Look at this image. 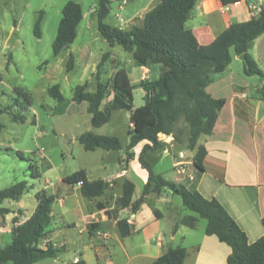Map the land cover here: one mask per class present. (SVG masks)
<instances>
[{
    "label": "crops",
    "instance_id": "crops-1",
    "mask_svg": "<svg viewBox=\"0 0 264 264\" xmlns=\"http://www.w3.org/2000/svg\"><path fill=\"white\" fill-rule=\"evenodd\" d=\"M126 1L128 3L130 0ZM251 1L239 0L225 4L223 0H199L187 26L192 28L201 44H209L232 23L247 21L253 17L249 6ZM159 2L150 1L145 13ZM88 13L87 15L84 11L83 20L91 18L95 21L96 11L91 10ZM255 14L259 12L255 11ZM135 15L137 13L133 16ZM144 15L139 16L142 22ZM135 18L132 25L142 24L135 21ZM88 25L90 28L89 23ZM250 54L264 70V34L256 38ZM113 57L118 64L126 67L132 84L136 86H140L144 78L155 79L160 75V65L137 66L132 54L125 56L123 62L119 61L113 52L110 62L112 60L114 62ZM232 57V62L237 59L243 61L236 53ZM232 62L225 72L216 74L208 87V91L214 97L224 98L226 103L219 114L213 133L203 135L199 140V143L204 144L208 150L204 162L205 170L200 172L192 163L190 171L195 173V179L193 181L180 179L175 166L178 152L186 150L187 146L176 141L173 136L165 134L161 135L166 143L165 148L148 151L146 159L151 163L155 173L165 179L191 189L195 188L207 198H218L248 233L250 240L255 241L264 236V117H260L257 108L254 112L251 110L253 105L259 103L256 99L251 103L243 101V98H247L246 78L241 73L234 72ZM155 73L158 75L153 77ZM262 79L261 87L264 86V78ZM261 87L258 88L263 90ZM112 99L113 94L103 105ZM85 121L88 123L84 124L83 129L73 140L79 141L81 134L93 131L101 135L118 136L123 147L117 151L104 148L89 151L99 154L98 174L94 175L87 165L81 168L87 170L89 179H104L109 182L104 194L91 199L82 194L81 184L65 180L70 176L67 171L63 168L56 169L48 160L41 159L40 184L34 189L35 197L42 189L56 196L52 224L42 245L53 243L63 251L56 257L44 259L37 264H69L79 260H85L87 264H102L106 260H111L115 264H153L169 247L177 246L188 249L184 264H228V256L232 249L216 235L206 233V219L205 225L199 227L198 223L196 228L180 223L184 216L197 214L193 211L183 213L181 204L177 202L175 204V197L178 194L167 187L162 189L152 187L147 195H143L149 180V172L142 166L139 156L149 142L144 140L138 143L132 149L134 157L128 158L130 130L133 127L131 120L129 127L124 130L125 138L117 132L118 124H112L113 120L99 127L94 126L92 120ZM166 156H170L171 171L169 168L157 171V166L161 165ZM193 156L194 151L191 158ZM127 179L135 183L136 191L133 204L122 207L119 200ZM9 200L11 203L8 206L1 207L7 208L8 211L5 214L0 212L2 228L0 248L12 240L15 216H18L20 221L26 220L38 204L37 197L32 209L25 207L19 199ZM55 203L59 205L58 209H55ZM122 218L128 219L132 224V233L128 236H122L120 232L118 222ZM69 250L73 252L70 257L65 255Z\"/></svg>",
    "mask_w": 264,
    "mask_h": 264
},
{
    "label": "trees",
    "instance_id": "trees-1",
    "mask_svg": "<svg viewBox=\"0 0 264 264\" xmlns=\"http://www.w3.org/2000/svg\"><path fill=\"white\" fill-rule=\"evenodd\" d=\"M199 0H160L144 15L142 24H133L129 28L112 25L106 22L112 11L111 0H99L96 8L98 29L101 35L114 46L120 44L131 53L137 66L151 67L160 65V75L155 79L144 78L140 86L146 91L145 103L135 107L132 84L126 67L122 64L108 80L98 79L94 91H87L88 82L76 87L73 101L86 102L87 111L91 114L94 126L99 127L111 120L114 111L127 109L131 111V140L128 145V158L134 157L132 149L140 142L148 140L140 156V162L149 172V180L143 190L147 195L152 187H167L182 197L183 203L197 215H186L180 223L196 228L200 218L207 220L206 233L216 235L227 243L232 251L228 256V264H264V236L251 241L248 233L229 213L222 202L216 198H207L195 188H188L156 174L151 163L146 159L148 151L165 148L161 135L173 136L180 143L186 144L187 150L194 151L193 161L200 172L205 170V158L208 150L199 140L203 135H211L214 131L219 114L226 100L216 98L208 87L216 74L227 70L232 62V49L244 62L247 75H259L264 78V70L250 54V49L260 35L264 34V9L258 16L243 22L232 23L220 33L213 42L201 44L192 28L187 26L192 12ZM239 0H223L225 4ZM58 32L53 42L54 57L63 50L69 49L78 36V28L84 18V9L80 2L69 0L64 8ZM41 12L36 25L35 34L42 35ZM112 52H105L103 64L110 59ZM75 57L70 54L68 69L74 67ZM31 105L32 97L26 91L18 89ZM48 93L64 100L58 84L49 87ZM113 94V99L104 101ZM264 95V86H263ZM17 118V116H14ZM18 119V118H17ZM79 141L88 151L104 148L107 150L122 149L121 139L116 135H101L86 131ZM20 156H24L19 151ZM35 163L29 168L34 178L41 173ZM67 182L81 184L82 194L87 198L98 197L109 187L104 179L91 180L86 169L65 178ZM27 182L14 183L0 190V203L6 199H20L28 190ZM136 185L127 179L124 192L119 200L122 207L133 204ZM38 204L32 215L24 221L18 216L14 218L12 240L0 248V264H37L38 262L56 257L62 250L53 243L42 245L53 220L54 194L42 189L36 194ZM7 208H1L5 214ZM157 213V212H156ZM122 236L132 233V224L122 218L118 222ZM177 227V226H176ZM188 249L184 246L169 247L153 264H184ZM69 264H87L85 260Z\"/></svg>",
    "mask_w": 264,
    "mask_h": 264
},
{
    "label": "rangeland",
    "instance_id": "rangeland-1",
    "mask_svg": "<svg viewBox=\"0 0 264 264\" xmlns=\"http://www.w3.org/2000/svg\"><path fill=\"white\" fill-rule=\"evenodd\" d=\"M68 1L0 0V190L17 182H27L28 190L19 200L28 209H32L36 201L34 189L40 184V179L32 176L29 168L31 163H35L40 169L41 161L46 159L54 168H63L70 175L87 165L94 175L98 174L99 154L86 151L80 141L73 140L84 124L88 123L85 120H91V114L86 109L87 103H76L73 96L80 84L88 82L86 90L94 91L98 79L111 78L118 63L113 57L112 64L107 60L100 65L105 52L110 50L121 62L125 56L131 55L123 46H112L101 35L96 16L95 21L91 18L84 19L71 49L63 50L58 57H54L53 42L63 8ZM73 1L80 2L88 15V11H96L99 0ZM111 1L112 11L106 22L131 27L134 17L135 21L142 22L139 16L144 15L152 0H130L128 3L124 0ZM41 12L42 35L37 37L35 25ZM135 13L137 15L133 16ZM70 54L75 57L71 70L68 69ZM234 54L232 49V55ZM231 66L234 72H239L246 78L247 98H243V101L251 103L256 99L259 103L253 105L251 110L254 112L257 108L260 117H264L263 90L258 88L262 85V77L246 75L240 59L233 60ZM157 75L155 73L153 77ZM54 84L60 86L63 101L48 93L49 87ZM18 89L31 95V105L26 104L25 96ZM133 95L135 106L145 103V90L142 87L136 86ZM111 120L112 124H118L117 132L125 138L124 130L129 127L131 111H114ZM19 151L24 156H20ZM192 153L193 151L188 150L189 158ZM170 163V156L164 157L161 165L157 166V171L170 169ZM176 202L181 204L183 213H193L183 205L180 195H176L175 204ZM10 203L11 200H5L0 203V209ZM58 208L59 205L55 203V209ZM205 224L206 220L200 218L199 227ZM72 253L69 250L65 255L70 257Z\"/></svg>",
    "mask_w": 264,
    "mask_h": 264
},
{
    "label": "built area",
    "instance_id": "built-area-1",
    "mask_svg": "<svg viewBox=\"0 0 264 264\" xmlns=\"http://www.w3.org/2000/svg\"><path fill=\"white\" fill-rule=\"evenodd\" d=\"M249 6L252 9V15L258 16L259 14H255V11L260 13L261 9H264V0H252ZM192 163H194L193 158L191 157L189 158L187 149L180 150L178 152V161L175 168L180 179H188L189 181H193L195 179L196 177L195 173L190 171V165ZM1 232H2V228H0V233ZM102 264H115V263L112 262L111 260H106Z\"/></svg>",
    "mask_w": 264,
    "mask_h": 264
}]
</instances>
